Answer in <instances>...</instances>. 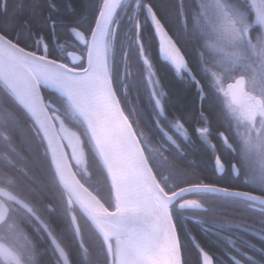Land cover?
<instances>
[{
    "label": "snow or ice",
    "instance_id": "snow-or-ice-1",
    "mask_svg": "<svg viewBox=\"0 0 264 264\" xmlns=\"http://www.w3.org/2000/svg\"><path fill=\"white\" fill-rule=\"evenodd\" d=\"M225 258L264 264V0H0V264Z\"/></svg>",
    "mask_w": 264,
    "mask_h": 264
},
{
    "label": "trees",
    "instance_id": "trees-1",
    "mask_svg": "<svg viewBox=\"0 0 264 264\" xmlns=\"http://www.w3.org/2000/svg\"><path fill=\"white\" fill-rule=\"evenodd\" d=\"M161 2H164V0H161ZM28 15L27 13H22L19 17V19L24 20L27 19ZM177 28H179V24L176 25ZM161 72L164 74L165 82L169 84L176 92L177 98L180 101V105L184 108H186L189 112H194V110L199 106V101L196 97L195 89L192 87H189L185 84H182L178 82L175 77L172 75V71L163 63L159 65ZM140 101L138 99L133 100V106H135L136 103H139ZM198 151V156H190L189 160H198L201 167L198 169L199 171H206L207 175L212 176L213 173L211 172L212 163L210 154L206 152L204 149H201L199 145L196 146ZM179 163V161H177ZM181 168L185 167V164H180ZM93 170L89 169V172L91 173ZM222 183H227L225 181H221ZM203 203V201H202ZM221 211L230 213V215L226 217H218L219 219L226 220V221H233L234 216H238L239 213L235 212L233 209H221ZM254 216V214H252ZM255 218V216H254ZM80 223L82 227L85 230L86 237L93 235V227L92 225L84 218L80 217ZM67 226L66 224L64 225ZM191 227V226H190ZM196 228H193V233L196 234ZM251 236V235H250ZM254 237V236H253ZM246 239L248 236L245 237ZM256 240L255 238L253 239ZM207 244L210 246L212 251H215L218 255H223V252L221 250L220 245L218 244L217 240L213 237H208L206 240ZM226 260V259H225ZM227 264V260H226Z\"/></svg>",
    "mask_w": 264,
    "mask_h": 264
},
{
    "label": "flooded vegetation",
    "instance_id": "flooded-vegetation-1",
    "mask_svg": "<svg viewBox=\"0 0 264 264\" xmlns=\"http://www.w3.org/2000/svg\"><path fill=\"white\" fill-rule=\"evenodd\" d=\"M66 39H69V38H67V37H61V42L63 43ZM69 42H71L70 40H69ZM216 141H213V143H215ZM83 182V181H82ZM207 182H211V181H207ZM225 182H227V181H225ZM220 183H222L221 181H220ZM223 235H227V233H223ZM255 237H253L252 235L250 236H248V240H250V241H252V242H255L253 239H254ZM233 239H235V237H233ZM256 239V238H255ZM226 260H227V258H225Z\"/></svg>",
    "mask_w": 264,
    "mask_h": 264
},
{
    "label": "water",
    "instance_id": "water-1",
    "mask_svg": "<svg viewBox=\"0 0 264 264\" xmlns=\"http://www.w3.org/2000/svg\"><path fill=\"white\" fill-rule=\"evenodd\" d=\"M86 219V218H85ZM87 220V219H86ZM89 222V221H88ZM90 223V222H89ZM91 224V223H90ZM93 227V226H92Z\"/></svg>",
    "mask_w": 264,
    "mask_h": 264
},
{
    "label": "rangeland",
    "instance_id": "rangeland-1",
    "mask_svg": "<svg viewBox=\"0 0 264 264\" xmlns=\"http://www.w3.org/2000/svg\"><path fill=\"white\" fill-rule=\"evenodd\" d=\"M87 186V185H86Z\"/></svg>",
    "mask_w": 264,
    "mask_h": 264
}]
</instances>
